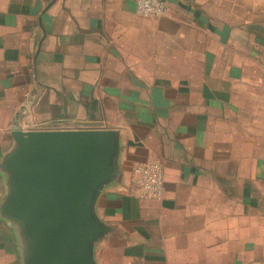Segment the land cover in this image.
<instances>
[{
    "label": "crops",
    "instance_id": "obj_1",
    "mask_svg": "<svg viewBox=\"0 0 264 264\" xmlns=\"http://www.w3.org/2000/svg\"><path fill=\"white\" fill-rule=\"evenodd\" d=\"M163 1L0 0V161L15 128L116 129L96 264H264V0ZM148 160L161 199L133 184ZM0 264H21L1 213Z\"/></svg>",
    "mask_w": 264,
    "mask_h": 264
},
{
    "label": "water",
    "instance_id": "obj_2",
    "mask_svg": "<svg viewBox=\"0 0 264 264\" xmlns=\"http://www.w3.org/2000/svg\"><path fill=\"white\" fill-rule=\"evenodd\" d=\"M11 136L0 213L17 232L21 264H96L94 245L111 230L96 201L120 175L119 132L15 128Z\"/></svg>",
    "mask_w": 264,
    "mask_h": 264
},
{
    "label": "built area",
    "instance_id": "obj_3",
    "mask_svg": "<svg viewBox=\"0 0 264 264\" xmlns=\"http://www.w3.org/2000/svg\"><path fill=\"white\" fill-rule=\"evenodd\" d=\"M136 12L142 16H157L167 12L163 0H135ZM133 184L139 198L161 199L164 194V173L161 164L148 160L132 167Z\"/></svg>",
    "mask_w": 264,
    "mask_h": 264
},
{
    "label": "rangeland",
    "instance_id": "obj_4",
    "mask_svg": "<svg viewBox=\"0 0 264 264\" xmlns=\"http://www.w3.org/2000/svg\"><path fill=\"white\" fill-rule=\"evenodd\" d=\"M259 191H260L259 206H263L264 205V180L259 181ZM260 215H261V212H260ZM260 220H264V218H261V216H260ZM263 232H264V230H263Z\"/></svg>",
    "mask_w": 264,
    "mask_h": 264
}]
</instances>
